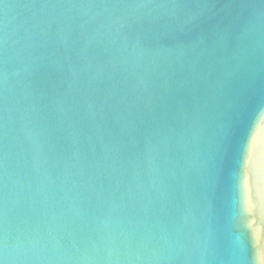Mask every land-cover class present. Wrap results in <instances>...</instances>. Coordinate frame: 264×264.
<instances>
[{"label":"water","instance_id":"1","mask_svg":"<svg viewBox=\"0 0 264 264\" xmlns=\"http://www.w3.org/2000/svg\"><path fill=\"white\" fill-rule=\"evenodd\" d=\"M262 102L264 0H0V259L249 264L218 145L242 112L255 218Z\"/></svg>","mask_w":264,"mask_h":264},{"label":"snow or ice","instance_id":"2","mask_svg":"<svg viewBox=\"0 0 264 264\" xmlns=\"http://www.w3.org/2000/svg\"><path fill=\"white\" fill-rule=\"evenodd\" d=\"M173 6L181 7L186 0H170ZM160 0H137V6L159 5ZM231 78V74L229 75ZM252 93H237L238 105L242 99H251ZM264 103V102H262ZM231 111V110H230ZM264 122V117H261ZM245 116L241 112L237 119L228 118L227 130L221 135L218 145L220 179L223 182L226 198L231 201L234 211L232 231L239 233L237 247L245 254L249 264H255L259 254V264H264V190L261 192V208L254 218L249 210L246 168L242 164L241 145L244 138ZM0 264H4L0 259Z\"/></svg>","mask_w":264,"mask_h":264}]
</instances>
